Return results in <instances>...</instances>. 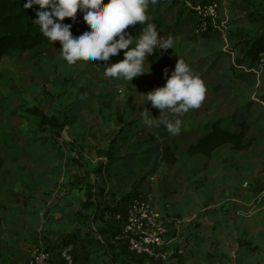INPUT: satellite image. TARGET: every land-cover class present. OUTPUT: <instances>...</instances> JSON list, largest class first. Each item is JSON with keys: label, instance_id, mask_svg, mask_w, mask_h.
<instances>
[{"label": "rangeland", "instance_id": "1", "mask_svg": "<svg viewBox=\"0 0 264 264\" xmlns=\"http://www.w3.org/2000/svg\"><path fill=\"white\" fill-rule=\"evenodd\" d=\"M159 1L149 5L148 15L155 24L164 22L161 30L168 27L174 35H170L174 40V49H170L175 66L180 58L183 59L206 87L199 108L191 109L190 113L169 112L168 119H181V130H184L196 127L205 118L212 120L214 113L221 117L238 114L239 119L251 125L248 139L258 137V143L239 153L231 152V147L227 146L214 159L196 157L188 167L172 168L164 161L165 148L170 142L166 127L157 121L151 134L153 140L148 141L145 134L138 138L139 128L135 125L136 120L144 122L146 113L156 118L160 116V110L147 102L144 94L164 86L165 76L151 71L132 82L106 77L104 73L109 65L105 63L122 60L121 52L108 62L80 60L68 64L61 54L62 45L56 43L38 54L20 53L7 57L0 66L3 75L0 81V158L3 161L0 167V250L3 264H27L31 253L41 243L51 253L58 250L59 254L61 244H72L69 236L76 225L81 226L80 222L84 230V239L80 242L93 246L96 232L91 224L92 216L82 213L86 218L75 219L74 214L77 210L81 214L83 204L92 197L84 187L89 186L88 190L100 187L96 178L101 173V164L106 161L101 162L99 158L107 157L102 154L104 151L111 153L121 149L120 140L124 138L126 124L132 125V142L140 144L143 152L140 166L144 179L139 186V174L119 178L117 187L123 190L124 196L131 198L133 192L145 191L147 195L159 196L161 202L170 203L174 195H191L189 206L202 212L195 227L192 223L191 227H184L183 232L188 231L190 238L187 235L183 245L194 255L183 257L181 263L264 264V52L255 63L249 58L252 42L264 33V0H227L218 19L219 24L224 22L223 31H211L207 36L195 33L196 23L192 21L195 17L186 7L169 0ZM141 29L138 22L126 30L135 37ZM145 67L148 68L146 63ZM223 74L230 84L221 89L219 77ZM34 110L57 118L61 128L43 125L40 114ZM239 159L254 164L253 174L245 182L248 186L244 202L250 205L241 209L239 216L244 220L248 217L246 226L249 229L237 235L233 232L230 238L217 230L220 227L217 222L209 227L203 224L213 221L217 212L226 213L231 208L225 199L233 196L230 188L237 190V180L230 173L239 171L235 167ZM200 164L204 166L199 168ZM133 167L131 163L129 168ZM113 169L117 171L118 165ZM76 196L84 202L75 201ZM178 202L175 204L183 205ZM168 203L164 205L167 207ZM112 210L121 212L116 208ZM112 210L107 213L111 215ZM112 222L111 232L120 233V223ZM233 222V218L226 215L220 218L222 227ZM237 236L244 241H240V245L251 242L250 247L240 249ZM190 247L194 249L191 251ZM123 251L120 255H101L100 260L105 264H124L121 257L131 256L128 263L137 264L134 262L136 255ZM75 257L78 264H84L81 258ZM137 258L138 264H164L145 257Z\"/></svg>", "mask_w": 264, "mask_h": 264}, {"label": "clouds", "instance_id": "2", "mask_svg": "<svg viewBox=\"0 0 264 264\" xmlns=\"http://www.w3.org/2000/svg\"><path fill=\"white\" fill-rule=\"evenodd\" d=\"M156 3L157 0H108L107 3L104 0H27L23 6L25 9L39 6L33 23L51 43L61 42V54L68 64H76L80 60L108 62L124 50L122 60L105 63L109 66L104 75L132 82L134 78L151 72V63L146 68L145 60L155 54L157 48L161 54L162 50L174 49L172 37H162L148 15L149 5ZM78 10L83 13L89 27L81 34L73 35L72 24L64 21L65 18L75 20ZM138 22L142 29L134 37L126 29ZM134 41L135 46H132ZM165 77L164 86L144 94L147 102L161 112L158 118L149 117L146 113L144 123L151 127L155 119L169 133L175 134L181 130L182 120H170L167 114L199 108L205 98L206 87L181 58L170 76L165 69Z\"/></svg>", "mask_w": 264, "mask_h": 264}, {"label": "trees", "instance_id": "3", "mask_svg": "<svg viewBox=\"0 0 264 264\" xmlns=\"http://www.w3.org/2000/svg\"><path fill=\"white\" fill-rule=\"evenodd\" d=\"M170 1V0H169ZM27 0H0V66L2 61L7 57H13L15 54H25V53H34L38 54L42 49L50 46L51 44H59L61 42L56 41L51 43L48 38H46L39 29L38 25L33 23V20L36 19V10L39 6H34L33 8H24V3ZM160 1H157V4ZM174 3V2H172ZM181 5L178 3H174ZM184 6V5H182ZM185 7V6H184ZM187 9V8H186ZM188 10V9H187ZM189 11V10H188ZM191 12V11H190ZM195 19L192 21L195 22V29L200 25V19L193 12H191ZM64 23L72 24L73 35H79L89 27L83 19V13L78 10L77 17L75 20L72 18H65ZM156 26L160 35L164 38L173 35L170 28L164 27V22L158 21ZM127 31V30H126ZM211 31H218L217 29L210 27L209 30L199 36H207ZM219 32V31H218ZM198 35V34H197ZM174 36V35H173ZM173 36L172 39H173ZM174 44V40H173ZM132 46H135V41ZM264 52V33H262L257 39H255L251 46L249 52L250 60L255 63L260 59V55ZM124 50H121L120 56H123ZM213 61L217 59L212 58ZM208 59L207 63H209ZM145 63L150 65L151 71L157 72L162 76H165V69L168 70V75L175 69V57L171 49L167 51L160 50L157 48L155 54L152 56L146 57ZM213 64V63H212ZM212 66L211 70H213ZM216 71V68H215ZM232 77V76H231ZM3 79V75L0 71V81ZM220 88L223 89L230 84V81L226 79L225 75H220ZM33 112V110H30ZM41 116V123L45 126H50L52 128L60 129L61 122L57 118H49L44 113L37 112ZM191 109L185 113H190ZM195 113V111H192ZM157 120L153 119L152 126H147L144 122L142 123L141 119L136 120L135 125L139 131V137L148 136V141H152V133L154 126L156 125ZM132 125H124L123 132L124 138L120 141L123 143L126 140H131ZM251 130V125L247 120L239 119V115L235 114L228 117H221L217 113L212 115V120H207L206 118L200 122L196 127H191L188 130H181L179 133L172 135V139L168 146L165 148V157L164 161L170 166H176L181 159L184 157L196 158L203 157L206 159H213V157L219 152V150L225 146H230L233 153L245 152L250 150L254 143H258L259 138L253 137L248 139V132ZM142 138V137H141ZM141 141V140H140ZM121 143V144H122ZM124 147V144L119 146ZM102 154L109 156L111 153L109 151L102 152ZM115 162L116 160L111 159ZM3 166V161L0 158V167ZM204 164L199 166L202 168ZM144 176L139 173V186L142 182ZM134 193V192H133ZM132 193V196L134 195ZM89 203H84L82 206V213H87L89 211ZM87 210V211H86ZM114 211V210H113ZM80 212H75L76 219L80 216L86 217L84 214H79ZM2 221L0 219V228ZM251 242L241 243V246L250 247ZM257 249V248H254ZM3 254L0 250V264H3Z\"/></svg>", "mask_w": 264, "mask_h": 264}, {"label": "crops", "instance_id": "4", "mask_svg": "<svg viewBox=\"0 0 264 264\" xmlns=\"http://www.w3.org/2000/svg\"><path fill=\"white\" fill-rule=\"evenodd\" d=\"M149 117H152V116H149ZM188 129L189 128H186L184 130H188ZM172 135L173 133L172 134L170 133V141L172 139ZM132 139L126 140L125 142H123L124 147L122 148L120 147L121 149H119L117 152H111V154L107 156L106 158H99L101 162L103 161V159L104 161H106V163L104 164L105 166L101 164L102 166L101 173L96 178L97 181H100V187H97L95 189L92 188V190H88L91 188L87 185L86 187H84L85 189H87L86 191H88V193L92 195V197L88 198V203L90 206H89V211H87V213L90 216H92L91 224L93 225L94 227L93 229L96 232L95 235H93V237H95L94 238L95 241H93V243L91 244L93 246H88V245L83 244V242H80V239H84L82 237L84 230L80 228L83 223L78 220L81 223V226L76 225L77 223L76 221H74V218H73V224L75 223L76 229L73 230V234L69 236L70 238L69 240L72 242V246H73V254L76 255L77 258H81V262L84 264H105L106 262L103 259L100 260V256L101 255L105 256V254L107 253L110 255L112 253L116 255L117 254L120 255L122 253V250H124L123 252L128 254L126 245L124 243H118L113 240L115 232L112 233L111 231H112V226H113L112 221L114 220L111 217L109 218V213L107 212L111 211L114 208L120 209L121 211L125 210L130 200V197L128 198L126 195L124 196L123 194L124 192H122L123 190L117 187L119 178L124 177V179H126L130 175H135V173L139 174L143 172V169L140 166L141 157L143 155L142 154L143 152L141 151L140 144L137 146V144L132 142ZM140 143H142V140L140 141ZM226 147L227 146L221 148L219 152L213 157V159L216 158L220 154L221 150H223ZM111 159H114L116 161L113 162L111 161ZM193 159L194 158H189L186 156L183 159H181L176 166H171V167L172 168L188 167L189 164L191 163V160ZM109 162H111L112 165L111 164L109 165ZM131 163L134 164V167L132 169L129 168V166H131ZM115 165H118L117 171L113 169ZM201 165L202 164H200L199 166ZM236 165L237 166L235 167H238L239 171H235V172L233 171L230 174L237 180L236 181L237 184L235 185V188H237V190L234 189L233 187H232L233 189L230 188L233 196L230 195L228 198L225 199V201H227V205H230L231 208H228L226 213L223 210L219 214L217 212L213 221L207 220L206 223L203 224V227H206V226L209 227L212 224H215V222H217V224L220 225L219 228L217 227L218 228L217 230H221L224 233H227V235L230 238H232L233 232H234V235H237L240 231L242 230L245 231L249 229V227L246 226V224H248L249 222L248 217H247V220H244V217L240 218L239 216L241 214L240 210L246 209L245 207L246 206L248 207L250 205L249 203L246 204L244 202V198H245L244 195L246 193L245 188H247L248 186V185L245 186V182L249 179L251 174H253L252 171L254 169V164L247 162L245 159L237 160ZM240 166L242 167L239 168ZM121 167L123 168L122 170H120ZM110 169H113V170L111 171ZM120 187L122 188V185H120ZM143 192L145 193V191ZM109 193L112 196H107ZM114 194H116L117 196L116 195L114 196ZM148 196L150 197L151 205L155 207L163 217L170 218L172 222L171 229H174L175 227V229L171 233V236H169L168 238V245L166 247V251L169 253V261L164 262V264L165 263L166 264H178V263L182 264L181 260L183 257L194 255L192 254V252H190V250L185 249L186 245H183L187 235H188V238H190V233L188 234V231L183 232L184 227H191V223L194 225L193 227H195V223L200 221L199 217L202 212H200L199 210L197 211L195 207L189 206V202L192 198L191 195L190 196L187 195L185 197L174 195V197H171L170 203L165 202V201L161 202L160 197L156 195L152 196L148 194ZM74 199L75 201L77 200L78 202L83 201L81 200V198H78L77 196L74 197ZM175 202H178V203L182 202L183 205L178 206L175 204ZM164 203H168L169 205L166 207ZM222 203L224 202L222 201ZM75 207L78 209L80 206L75 205ZM115 211L117 210H114V211L112 210V213ZM225 215L228 218H233L234 220L232 225L225 224L224 227L225 228L227 227L226 229L222 227L220 223V218H223ZM249 219H250V216H249ZM110 223L112 225L111 228L109 226ZM207 233L208 232H206L205 234ZM240 241H242V238H238L240 249L241 248L246 249L247 248L246 246L240 245ZM197 244H200V243H197ZM262 245H258V246H260L261 248ZM190 249L192 251V249L194 248L190 247ZM57 251L58 250H55V252L52 253L54 263L63 264L62 259L60 258L59 254H57ZM183 251H186V254L183 253ZM126 257H127L126 259H124V256L121 257V261H123L124 264L125 263L129 264L128 263L129 261L127 259H129L131 256L130 257L126 256ZM122 258L124 260H122ZM138 259L139 258L137 257H135L134 259V262L135 263L137 262V264L139 262ZM186 264H187V261H186Z\"/></svg>", "mask_w": 264, "mask_h": 264}, {"label": "built area", "instance_id": "5", "mask_svg": "<svg viewBox=\"0 0 264 264\" xmlns=\"http://www.w3.org/2000/svg\"><path fill=\"white\" fill-rule=\"evenodd\" d=\"M184 5L200 19L195 29L198 35L205 34L210 27L222 32L224 22L218 23L227 0H170ZM62 142L65 141L62 136ZM120 223L121 232L115 233L113 240L124 243L127 250L137 257H145L153 262L169 261L166 251L168 238L171 235V220L163 217L151 205L150 197L144 192L135 193L129 200L125 210L113 212L109 218ZM59 256L63 264H78L73 254V246L61 244ZM27 264H55L52 253L43 243L31 253Z\"/></svg>", "mask_w": 264, "mask_h": 264}]
</instances>
